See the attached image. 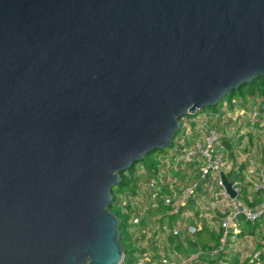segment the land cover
<instances>
[{
  "label": "water",
  "instance_id": "obj_1",
  "mask_svg": "<svg viewBox=\"0 0 264 264\" xmlns=\"http://www.w3.org/2000/svg\"><path fill=\"white\" fill-rule=\"evenodd\" d=\"M260 76L264 0H0V264H120L119 173Z\"/></svg>",
  "mask_w": 264,
  "mask_h": 264
},
{
  "label": "built area",
  "instance_id": "obj_2",
  "mask_svg": "<svg viewBox=\"0 0 264 264\" xmlns=\"http://www.w3.org/2000/svg\"><path fill=\"white\" fill-rule=\"evenodd\" d=\"M232 114H235V118L231 117ZM229 117L233 120L227 119ZM258 126H261L259 131L264 132L262 101L251 102L246 107L240 105L237 99H232L230 104L227 101L222 102L215 112L201 111L197 116L186 115L182 118L183 134L191 136L194 132V136L191 138L192 143L183 148L181 157L176 158L172 168L184 174V181L181 177L170 174L168 164L166 169L160 170L149 179L133 199L132 204L136 211L129 217V223L134 225L136 238L144 234L143 239L134 247L135 264H190L197 254L183 255L170 243V235L179 239L183 235H193L201 228L202 220L214 225L213 217L219 214V222L223 227L222 248L229 235L232 238L240 232L237 224L239 215L250 222L264 215V200L251 208L237 198L241 193L240 179L233 178L230 181L236 192V196L231 198L219 177L220 172L226 176L225 170L229 167L227 159L231 155L236 157L239 147L254 146L249 141L244 143V139L249 140V135L255 137L254 130ZM226 139L232 143V154L225 146ZM178 142L183 145L184 139ZM256 147L255 151L248 149L243 157L254 156ZM178 160L181 162L177 163ZM234 173H238L237 169H234ZM244 176L251 181L252 189L264 191V166ZM147 209L153 215L142 225ZM165 219L167 222H164ZM217 252L218 249L210 251L212 254ZM257 256L258 252H255L253 257Z\"/></svg>",
  "mask_w": 264,
  "mask_h": 264
},
{
  "label": "trees",
  "instance_id": "obj_3",
  "mask_svg": "<svg viewBox=\"0 0 264 264\" xmlns=\"http://www.w3.org/2000/svg\"><path fill=\"white\" fill-rule=\"evenodd\" d=\"M230 104L232 99H237L240 105H245L247 102L253 103L256 101L264 102V76L255 77L249 82L243 83L239 88L231 91L224 97ZM220 102L216 106H209L203 111H217L221 106ZM201 113H197L191 116H197ZM184 117V116H183ZM179 119V129L171 141V147L168 151L165 148L153 149L144 155L138 162L132 164L129 168L119 173L118 183L111 189V201L108 209L119 219V234L120 240L123 245L124 257L120 264H135L133 253L135 251V244L139 240L143 239L144 234H140V237L134 236V225L129 223V217L136 211L133 207V199L136 194L145 186L147 181L169 165H174L177 157H181L183 148L188 147L192 143L191 136H185L182 132L181 123L182 118ZM252 136H249L251 142ZM184 139L183 145L179 144V140ZM225 146L229 149L230 154L232 143L228 139L224 140ZM169 150L171 152L169 153ZM232 157V155H231ZM233 158V157H232ZM169 163H167V161ZM180 163L181 161H176ZM245 165L241 164L237 171L238 173L229 172L226 174V178L231 181L233 178L240 179L241 193L237 197L245 205L254 208L264 200V191L252 189V183L246 180V177L241 174V171ZM169 172L172 176L181 177L184 181V174L181 171L169 167ZM146 215L142 218V225L150 220L153 212L147 209ZM219 220V214L213 217L214 225H209L202 220V225L193 235H183L181 239L178 237L169 236V241L174 247L180 251L183 255L197 254L192 258L190 264H241L243 261L246 264H264V215L254 222H250L244 219L241 215L238 216L237 224L240 232L239 236L251 235L256 237V250L258 252L257 257H253V253L249 260H241L240 255L233 253L230 250V236L229 235L223 247L221 248V238L223 234V227ZM213 249H218L216 254L210 253Z\"/></svg>",
  "mask_w": 264,
  "mask_h": 264
},
{
  "label": "rangeland",
  "instance_id": "obj_4",
  "mask_svg": "<svg viewBox=\"0 0 264 264\" xmlns=\"http://www.w3.org/2000/svg\"><path fill=\"white\" fill-rule=\"evenodd\" d=\"M227 101L226 99H222L220 102H224ZM246 107L249 105V102H247ZM235 114H232L231 117L235 118L234 116ZM232 118H227V119H231ZM224 121V120H223ZM236 124V123H235ZM234 127V124L232 125V128ZM258 128H261V126H258L256 128V130H254L255 132V139H256V143H257V152L254 155L252 153V157H264V132H260ZM248 138L244 139V143H248ZM169 148H165V151H168ZM248 149L251 151L252 149L255 151L254 146H250V147H239L238 151L236 152V157H243V154L246 153L248 151ZM171 152V150H169V153ZM242 154V155H241ZM258 164L260 163L257 160ZM237 163L239 164V160L237 159ZM261 165V164H260ZM239 197V196H238ZM208 208V205H207ZM209 209V208H208ZM208 209H206V211H208ZM220 221V219L218 220ZM164 222H167V219L164 220ZM230 250L233 253H237L240 255L241 260L245 259V260H249L251 258V255L257 251L256 250V237L251 236V235H243V236H239L237 234V236H234L232 238H230ZM241 264H246L244 261Z\"/></svg>",
  "mask_w": 264,
  "mask_h": 264
},
{
  "label": "crops",
  "instance_id": "obj_5",
  "mask_svg": "<svg viewBox=\"0 0 264 264\" xmlns=\"http://www.w3.org/2000/svg\"><path fill=\"white\" fill-rule=\"evenodd\" d=\"M251 138H252V140H251V142L249 141V143H251V145H254V147L257 146L255 137L253 136ZM237 159L239 160V164L237 163ZM257 160L260 162L259 164H258ZM227 164L229 165V167L227 166L228 169L225 170V172H227V173H229V172L233 173L234 169L235 170L238 169V167L241 164H243L245 166L243 167L241 173L244 175H246V173L252 174V172H256V170H258L260 167L264 166V157H251V156H249V157H238V158L237 157H233V158L228 157ZM170 166L172 167V165H170ZM200 192H201V190H200Z\"/></svg>",
  "mask_w": 264,
  "mask_h": 264
}]
</instances>
